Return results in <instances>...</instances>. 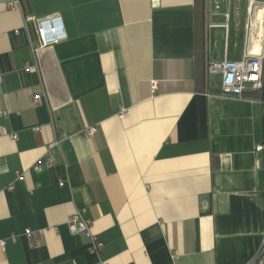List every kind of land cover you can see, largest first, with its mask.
I'll return each mask as SVG.
<instances>
[{
  "label": "crops",
  "instance_id": "0c3cea01",
  "mask_svg": "<svg viewBox=\"0 0 264 264\" xmlns=\"http://www.w3.org/2000/svg\"><path fill=\"white\" fill-rule=\"evenodd\" d=\"M234 13L248 22V0H0V264L249 263L264 101L206 71L253 51ZM29 15L63 36L35 48ZM75 211L99 253L69 232Z\"/></svg>",
  "mask_w": 264,
  "mask_h": 264
},
{
  "label": "built area",
  "instance_id": "2783aa9c",
  "mask_svg": "<svg viewBox=\"0 0 264 264\" xmlns=\"http://www.w3.org/2000/svg\"><path fill=\"white\" fill-rule=\"evenodd\" d=\"M10 6L19 4V0H6ZM257 5H263L264 1L248 0V13L251 14L253 8ZM59 17L49 15L47 17L38 18L35 15L26 17V22L30 21L34 25L37 36V44L35 48L43 47L47 44L58 41L63 35L56 32L54 23ZM250 32V25L249 31ZM263 40V37H262ZM264 48H260L255 53L246 49L238 60L224 58L222 60H210L207 63L206 71L208 75H218L220 78L219 95L224 97H243L244 92L248 89L251 91L260 90L264 84ZM1 78V76H0ZM154 84V82H153ZM45 92L41 91L32 96L34 103H39L45 99ZM94 128L89 129L92 134ZM16 138V135H12ZM256 152L264 151V141L257 143L254 147ZM48 163L52 162V158L48 157ZM37 169V166H35ZM67 228L73 235H78L84 239L86 247L93 253H99L102 249V241L91 230V222L84 218L79 211L70 214L66 221ZM24 235L30 241L33 237L29 229H25ZM4 244L0 240V247ZM248 264H264V232L259 247Z\"/></svg>",
  "mask_w": 264,
  "mask_h": 264
},
{
  "label": "bare ground",
  "instance_id": "6f19581e",
  "mask_svg": "<svg viewBox=\"0 0 264 264\" xmlns=\"http://www.w3.org/2000/svg\"><path fill=\"white\" fill-rule=\"evenodd\" d=\"M258 8H262L263 10H264V7H263V5H257V6H255L254 8H253V10H255V9H257L256 11H258ZM252 10V11H253ZM256 11H254V12H256ZM262 13V12H261ZM259 15V14H258ZM262 15V14H261ZM252 29V30H251ZM258 29V30H257ZM259 29H261L260 30V32H259ZM250 31H251V33H250V40H251V42H253V51H256V49H257V47H258V45H257V41H258V38L262 35V31H263V27H262V19H261V17H257L256 19H254V21H253V23L251 24L250 23ZM251 50V49H250ZM252 50H251V52L252 53H254Z\"/></svg>",
  "mask_w": 264,
  "mask_h": 264
},
{
  "label": "rangeland",
  "instance_id": "374dc122",
  "mask_svg": "<svg viewBox=\"0 0 264 264\" xmlns=\"http://www.w3.org/2000/svg\"><path fill=\"white\" fill-rule=\"evenodd\" d=\"M252 14H253V12L251 14H249L250 15L249 20H248V22H246V21H244L245 17H243L242 14L239 16L238 13H234L235 21L236 22L239 21V24L236 26V28H237V31H238L240 36H242V35L244 36L245 35V38L248 37L249 25L251 23ZM263 24H264V19H263ZM260 30L261 29H259V32H260ZM235 60H238V59H235Z\"/></svg>",
  "mask_w": 264,
  "mask_h": 264
},
{
  "label": "trees",
  "instance_id": "16d2710c",
  "mask_svg": "<svg viewBox=\"0 0 264 264\" xmlns=\"http://www.w3.org/2000/svg\"><path fill=\"white\" fill-rule=\"evenodd\" d=\"M196 21L203 22V11L200 10L198 11V13L196 11ZM243 97L251 99H260L264 101V84L260 90L244 92Z\"/></svg>",
  "mask_w": 264,
  "mask_h": 264
},
{
  "label": "water",
  "instance_id": "95a60500",
  "mask_svg": "<svg viewBox=\"0 0 264 264\" xmlns=\"http://www.w3.org/2000/svg\"><path fill=\"white\" fill-rule=\"evenodd\" d=\"M260 1H264V0H260Z\"/></svg>",
  "mask_w": 264,
  "mask_h": 264
}]
</instances>
